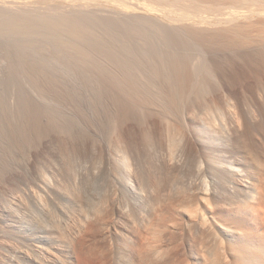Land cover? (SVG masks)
<instances>
[{
  "label": "bare ground",
  "instance_id": "bare-ground-1",
  "mask_svg": "<svg viewBox=\"0 0 264 264\" xmlns=\"http://www.w3.org/2000/svg\"><path fill=\"white\" fill-rule=\"evenodd\" d=\"M148 1L0 0V68L97 69L140 112L109 124L110 179L0 176V264H264V0Z\"/></svg>",
  "mask_w": 264,
  "mask_h": 264
},
{
  "label": "rangeland",
  "instance_id": "rangeland-1",
  "mask_svg": "<svg viewBox=\"0 0 264 264\" xmlns=\"http://www.w3.org/2000/svg\"><path fill=\"white\" fill-rule=\"evenodd\" d=\"M134 2L142 5H154V6L156 5V3L154 4L148 0H134ZM200 49L206 55V58L208 59L207 61H209L208 63L211 65L212 68H214L212 70L216 73L220 69L222 71H224L225 69L227 71V74L229 75L225 74L226 71L222 72L221 70L219 74L217 72V75H222L224 73L223 76L227 75L225 77H228V81L232 77L230 79V81H232L231 83L240 84L239 80L242 83V81L245 80L242 78H246L250 76L249 75L250 73L247 72L246 70L247 67L242 66L241 64L238 65L235 58L229 52L224 50L222 47L211 48L207 45L201 44ZM14 56L15 55H13V57L10 56L11 60L8 63L9 65L6 64L8 66H11L12 68L8 66H3V68L2 67L0 68L2 69L0 71V83H1L0 84V141L1 139L3 140L0 142V147L2 146L1 147L2 149L0 148V153H1L0 163L2 165L0 166L3 167L1 169H5L6 166L4 165V163L7 164L8 162H11V164L13 163L14 166L13 170H19L21 166H24L25 169L20 170L18 174H15L13 171L12 172H6L7 170L2 171L0 176L3 179L6 178L23 179L24 176L28 177L29 179H34L40 174L44 173L43 170H45V168L49 167V169L52 168L51 170H54L53 169L54 167H58L56 165L60 166V164H62L61 166H63L64 164H66V166L63 167L60 166L61 169L62 168L64 169L65 167L71 165L73 166V168L72 169L70 167L68 168L71 171L73 170L77 171V172L74 171L75 173H78V171L79 172L85 171L86 173L89 174V175L86 174L88 176L92 174L91 170L93 171L94 169H99L100 171L98 177L99 179L112 178L113 172L109 171V164H108L109 153L107 150V146L109 145L112 146L111 144L113 142L112 140H110L111 137L109 138L108 133H111L110 129L113 127L112 124L115 123L117 117L119 116L121 117V114L122 116L125 114L129 116H133V115L135 116L136 114L138 115L140 113L138 110H137L138 112L135 111L136 109H134L135 107L132 104V100L131 99L126 100L127 99L126 95L124 96V94L119 93L121 89L119 90L117 88L111 87L112 89L110 88L109 90V86H111V85L107 86L109 80L106 78V76H103L105 74H103L102 71L100 73L98 72L97 69L96 70L82 69L83 71L80 69L79 71L76 70L78 68H75V70L70 68L71 70L69 69L68 71L71 72H68V74L67 72L65 74L63 73L60 74V72L53 69L55 71L54 72L52 68H47L45 70L44 69L34 70V69H30L31 67L29 68L27 66L17 65L15 63L16 62L15 59L18 60L17 57L19 56L17 55L16 58H14ZM12 61L13 63H11ZM10 64L15 65V67ZM16 65L18 66V68ZM214 65H218V67ZM237 65L239 67V70H237L238 68L236 67ZM25 67L29 68V70ZM215 67L216 69L219 70H216ZM232 68L234 69V71ZM49 69L50 71H47ZM227 69L229 70L232 69L231 72L233 74L232 73L230 74V72ZM240 69L241 70L243 69V71H241ZM30 70L32 73L36 71L34 72L35 75L34 73L32 74ZM39 70L41 71L43 70L42 73ZM74 72L76 74H74ZM7 74L10 75L8 76ZM47 74L50 75L48 76ZM70 74L71 76L69 77ZM50 76H53V78ZM55 77L56 78L59 77L57 78V82ZM233 77L234 78L238 77V78L233 80L234 79ZM51 78L54 80H52ZM15 81L17 85L15 84ZM52 81L55 82L53 83ZM237 81L239 83H237ZM251 85L252 84H250V86L248 85L247 87L250 88ZM244 87L246 86L244 85ZM246 88L243 89L242 92L243 96L245 95L247 98L250 97L251 95H255V91L253 87L251 88L253 89L254 92H251L252 91L251 88L250 89L248 88L246 89ZM13 89H15L16 91ZM115 90H117L116 93H114ZM34 95H36L35 98ZM119 95H122L123 97L120 96L121 98H119ZM41 96L44 97L43 99L45 100L46 103L43 101ZM19 99L22 101H20ZM28 100L30 101V103ZM126 101L127 102L129 101L128 103L132 105V107H130V105ZM47 107H49L50 110ZM131 108L132 111L130 110ZM46 111H49L50 113ZM130 113L133 115H131ZM52 116L55 118L54 120ZM54 122L55 123L58 122L59 125L57 123L55 124ZM116 122L119 121L117 120ZM109 124H110V129H108ZM115 125H118V123L117 124L115 123ZM60 126L62 127V130ZM50 128L52 129L53 133L51 132ZM63 128L67 131H65ZM109 130L110 132H108ZM67 137L69 138L71 137V138L69 139ZM29 146L33 147V148L31 147L33 149L31 150V152H30L31 148H29ZM111 153L113 155L114 151ZM23 155L24 158H21L23 157ZM9 164L10 163H8L7 166ZM96 166L99 167L96 168Z\"/></svg>",
  "mask_w": 264,
  "mask_h": 264
}]
</instances>
